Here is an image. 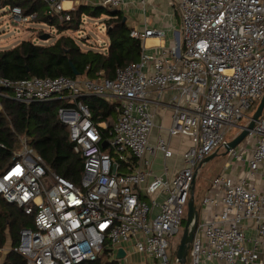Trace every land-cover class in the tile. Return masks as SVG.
I'll list each match as a JSON object with an SVG mask.
<instances>
[{
  "label": "built area",
  "instance_id": "2783aa9c",
  "mask_svg": "<svg viewBox=\"0 0 264 264\" xmlns=\"http://www.w3.org/2000/svg\"><path fill=\"white\" fill-rule=\"evenodd\" d=\"M42 1L61 24L76 11L66 10L61 0ZM138 1L146 6V0ZM166 1L180 11L181 44L149 53L147 40H164L166 32L148 24L132 30L142 44L141 60L117 69L114 79L0 77V98L25 105L62 102L58 120L82 160L79 184H73L51 171L23 139L22 152L0 174V196L33 218L12 250L26 264L116 261L119 249L127 255L125 245L150 264H179L169 250L186 218L194 180L205 159L225 149L230 130L237 127L234 138L240 135L239 122L264 95V0ZM101 4L122 10L127 0ZM13 12L20 23L37 16ZM152 91L159 98L173 92L169 135L191 141L185 167L173 178L150 170L148 156L157 150L166 159L173 156L163 139L156 147L149 143L155 127ZM87 98L115 105L116 121L96 124ZM247 138L248 152L236 148L228 154L243 173L228 174L237 168L227 163L201 201L192 264H264V112Z\"/></svg>",
  "mask_w": 264,
  "mask_h": 264
},
{
  "label": "trees",
  "instance_id": "16d2710c",
  "mask_svg": "<svg viewBox=\"0 0 264 264\" xmlns=\"http://www.w3.org/2000/svg\"><path fill=\"white\" fill-rule=\"evenodd\" d=\"M0 5L4 8H18L23 16L36 14L32 22L36 20L39 24L54 27L59 35L66 30L78 29L83 25L84 17L100 18L107 14L111 17L110 23H114L108 27L109 44L105 51H83L75 39L63 35L50 46L23 41L10 50L1 51L0 77L8 80L33 77H85L95 80L103 74L107 79H114L117 69L137 64L141 60L142 44L131 37L132 30L127 26L121 11L110 15L104 7L78 5L76 11L70 13L71 20L61 24L56 17L50 15L48 6L42 0H0ZM74 69L78 76L74 74ZM84 102L90 107L96 124L108 122L109 119L116 121L118 115L115 105L91 98ZM0 106V174L18 154L16 150L19 142L26 139L28 146L43 158L51 171L73 184H79L82 160L73 152L68 130L58 120L57 111L62 106L61 101L25 105L0 98ZM103 136L106 139L108 134L104 132ZM185 219L183 226L186 224ZM32 224L33 218L26 216L21 209L8 204L0 196V248L6 244L7 231L16 247L20 232L32 227ZM102 259L92 264H120L109 259L102 263ZM7 261L26 264L24 259L13 252Z\"/></svg>",
  "mask_w": 264,
  "mask_h": 264
},
{
  "label": "rangeland",
  "instance_id": "374dc122",
  "mask_svg": "<svg viewBox=\"0 0 264 264\" xmlns=\"http://www.w3.org/2000/svg\"><path fill=\"white\" fill-rule=\"evenodd\" d=\"M85 2L87 5L94 6L93 3L87 2V0H85L84 3ZM13 9L14 8L10 7L4 8V6L0 5V52L10 50L23 41H30L36 45L50 46L62 36L57 32H53L51 34L49 25L39 24V21L36 20L34 22L31 21L27 23L18 22ZM120 11L123 10H119L116 14H118ZM179 16V9L177 7L169 6L167 10L159 12V20L149 11L146 14L141 13L140 20L135 24L140 27L141 30H143L145 26V20H147L149 27H160V29L166 32L167 41H170L171 45H180L182 37ZM110 19L111 17H109L107 14L102 15L100 18L84 17L83 25H81L78 29L66 30L63 35L75 39L76 43L83 51L90 49H99L105 51L108 46L107 42H109L107 34L109 24H111V26L114 25V23H110ZM177 34H180L179 39ZM45 35H50L51 39L48 41L41 40V38ZM258 106L259 103L249 110L246 118L239 122L238 126H245L248 123V118L253 116ZM0 110H2L1 106ZM114 122L115 121H113V119H109L106 124L107 126H111ZM238 132L239 128L237 127L230 130L227 135L228 142H231ZM250 144L251 140L246 137V139L237 147V150L239 151L245 148L248 152L252 148ZM17 148L18 149L16 152L20 154L23 150L21 142H19ZM244 157L247 158L246 154H244ZM228 161H230V157L228 154L226 155V149H221L213 160L209 161L202 167L195 183V202L197 209H200L201 201L204 198L205 192L210 188L213 180L221 174L225 164ZM184 227L185 226H182L180 233L171 240L169 254H172L173 258H177L176 253L184 233ZM139 257L141 256L136 253H132V255L126 257L125 260H123L122 264L151 263L147 262L146 259L144 262H141V258ZM106 259L107 258L103 257L102 263H104ZM186 264H192L190 253L188 255Z\"/></svg>",
  "mask_w": 264,
  "mask_h": 264
},
{
  "label": "crops",
  "instance_id": "0c3cea01",
  "mask_svg": "<svg viewBox=\"0 0 264 264\" xmlns=\"http://www.w3.org/2000/svg\"><path fill=\"white\" fill-rule=\"evenodd\" d=\"M61 1L63 2V6L66 10H70L72 8L76 9L78 5L87 6L86 2L84 3L85 0H61ZM87 2L93 3L94 4L93 7H102L101 0H87ZM168 8H169V4L166 0H146V6L141 5L138 0H127V4L126 6H124V8L122 9L123 11L121 12L125 14L124 17L126 18L127 26L131 30L142 31L140 27H138L135 24L140 20L141 13L146 14L147 12L150 11L158 19L159 12H162L163 10H167ZM145 24H148L147 20H145ZM157 40L158 39L151 38L148 39L147 42L145 43V48L149 53H151L154 47L156 46L171 45L170 41H167V37L164 40H158V41ZM107 43L109 44V42ZM172 97H173V92L170 91L164 92V94L160 98L157 96L155 91H152L149 96V99L152 102L151 109L155 114V127L151 132L149 143L152 147H156L158 145L159 140L163 139L164 142H166L169 145L173 153V156L169 159H166L164 157V154L158 150L155 152V154L148 156L152 175L157 177H168V178L175 177L178 174V172H180L185 167L183 155L191 145V141L188 138L170 137L169 135V130L172 125V114H173L172 108L170 106ZM227 163H231L232 165L235 166L234 168H237V172L234 171L232 172V170L229 169L227 171L228 174L229 173L238 174L241 172L243 173L244 168L240 165L237 167L236 164L237 162L235 160H232L230 158V161H228ZM226 164L221 173L225 171ZM245 170H246V166H245ZM152 179L153 177H150L148 182L150 183ZM207 191L205 192L204 197L207 194ZM204 216L206 217L207 215ZM13 248L14 246L11 235L9 231H7L6 244L4 247L0 248V264H3L4 262L7 261L9 255L12 253ZM124 249L127 252L126 257H129L130 255H132V253L134 254V251L130 245H125ZM139 258H141V262L142 261L144 262L145 258H143L142 256ZM146 261L148 262L147 259Z\"/></svg>",
  "mask_w": 264,
  "mask_h": 264
},
{
  "label": "water",
  "instance_id": "95a60500",
  "mask_svg": "<svg viewBox=\"0 0 264 264\" xmlns=\"http://www.w3.org/2000/svg\"><path fill=\"white\" fill-rule=\"evenodd\" d=\"M104 9L110 14V15H115L119 10L117 8H112L110 5L104 6ZM177 37L179 39L180 34H177ZM51 39L50 35H45L44 37L41 38L43 41H48ZM74 74L78 76L77 71L74 69ZM264 112V95L260 101L259 106L257 107V110L251 117L250 123L248 126H243L242 132L240 133L239 136L234 138L231 142H228L225 146L226 149V155L229 154L231 151L235 150L248 136L249 131L253 130L256 122L259 121V119L262 117ZM107 147V142L102 143V148L106 149ZM217 155L214 154L208 158L205 159L204 165L207 164L209 161L213 160L214 157ZM195 183L196 180L193 182V186L191 189V195H190V200L188 203V210H187V215H186V224L184 227V233L182 236V239L180 241V244L178 246V250L176 253L177 261L179 264H186L187 258L189 255L190 247L193 242L196 230H197V224H198V209L196 206L195 202ZM126 258V253L123 249H119L117 253V258L116 261L120 262L125 260Z\"/></svg>",
  "mask_w": 264,
  "mask_h": 264
},
{
  "label": "bare ground",
  "instance_id": "6f19581e",
  "mask_svg": "<svg viewBox=\"0 0 264 264\" xmlns=\"http://www.w3.org/2000/svg\"><path fill=\"white\" fill-rule=\"evenodd\" d=\"M158 41V40H157ZM156 42V41H155ZM151 44H153V43H151Z\"/></svg>",
  "mask_w": 264,
  "mask_h": 264
},
{
  "label": "clouds",
  "instance_id": "9594fccd",
  "mask_svg": "<svg viewBox=\"0 0 264 264\" xmlns=\"http://www.w3.org/2000/svg\"><path fill=\"white\" fill-rule=\"evenodd\" d=\"M103 7V6H102Z\"/></svg>",
  "mask_w": 264,
  "mask_h": 264
}]
</instances>
